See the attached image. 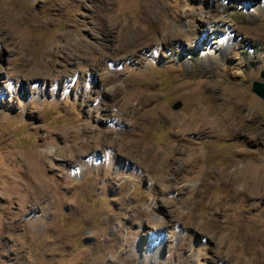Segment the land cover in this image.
I'll use <instances>...</instances> for the list:
<instances>
[{
  "label": "rangeland",
  "instance_id": "obj_1",
  "mask_svg": "<svg viewBox=\"0 0 264 264\" xmlns=\"http://www.w3.org/2000/svg\"><path fill=\"white\" fill-rule=\"evenodd\" d=\"M255 81L264 0H0V264H264Z\"/></svg>",
  "mask_w": 264,
  "mask_h": 264
},
{
  "label": "bare ground",
  "instance_id": "obj_2",
  "mask_svg": "<svg viewBox=\"0 0 264 264\" xmlns=\"http://www.w3.org/2000/svg\"><path fill=\"white\" fill-rule=\"evenodd\" d=\"M195 112V111H194ZM162 114H159V117H162L165 119V115H162ZM166 119L171 122V125H172V129H173V132L175 133V135H178V133L180 132H184L182 134V137L183 136H186L188 134V132H191L193 130H197L199 131L200 133L204 132V130L206 129H211V130H218L219 128H223L225 126H219L218 128L217 127H208V125L206 124V117L202 114H197V113H191V114H188V115H184L180 118H177L173 115H166ZM223 120V118H222ZM225 121V120H224ZM211 122V121H210ZM226 123V122H225ZM237 125V124H236ZM234 124L230 125L229 123L226 125L228 127L229 130L231 131H238V125L236 126ZM196 126V127H194ZM194 127V128H192ZM186 140V139H184ZM161 155H163V151H160ZM42 158V157H41ZM39 160V158H38ZM34 161H37V159H35ZM33 167V166H32ZM32 167H29L27 168L29 170V172L32 170L31 168ZM253 170V169H252ZM254 172V171H253ZM34 173V171H33ZM231 175V173H230ZM256 174L255 173H250V172H246L244 174H238L235 172H233V176L232 177V182L233 184H239L241 181H243V183L245 184V186L243 184L244 187L246 186H256L259 182V179L258 178H255ZM33 181V180H32ZM18 182V181H17ZM37 183H39L37 180H36ZM24 183V182H23ZM29 185V184H28ZM32 186V185H31ZM30 186V188H31ZM36 186V185H35ZM236 186V185H235ZM234 186V187H235ZM26 187V186H25ZM42 187V186H41ZM236 188V187H235ZM27 189V188H26ZM39 189V188H38ZM46 189V188H45ZM247 189V188H246ZM253 189V188H252ZM28 190V189H27ZM42 190V189H41ZM249 191V190H248Z\"/></svg>",
  "mask_w": 264,
  "mask_h": 264
},
{
  "label": "water",
  "instance_id": "obj_3",
  "mask_svg": "<svg viewBox=\"0 0 264 264\" xmlns=\"http://www.w3.org/2000/svg\"><path fill=\"white\" fill-rule=\"evenodd\" d=\"M253 92H255L257 95H259L260 97L264 98V84L259 82V81H255L253 83V88H252ZM181 104L180 102H178L177 104H175V108L179 107Z\"/></svg>",
  "mask_w": 264,
  "mask_h": 264
}]
</instances>
